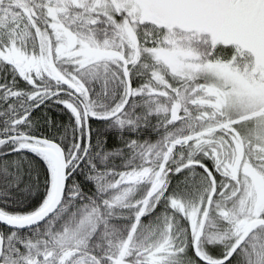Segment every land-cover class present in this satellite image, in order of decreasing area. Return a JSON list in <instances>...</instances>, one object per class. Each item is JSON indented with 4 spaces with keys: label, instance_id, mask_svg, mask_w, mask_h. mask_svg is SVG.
<instances>
[{
    "label": "snow or ice",
    "instance_id": "snow-or-ice-1",
    "mask_svg": "<svg viewBox=\"0 0 264 264\" xmlns=\"http://www.w3.org/2000/svg\"><path fill=\"white\" fill-rule=\"evenodd\" d=\"M0 264H264V0H0Z\"/></svg>",
    "mask_w": 264,
    "mask_h": 264
}]
</instances>
